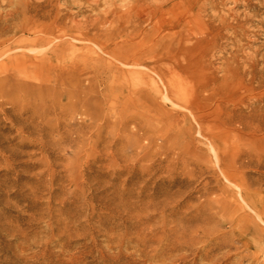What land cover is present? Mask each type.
Wrapping results in <instances>:
<instances>
[{
  "label": "rangeland",
  "instance_id": "obj_1",
  "mask_svg": "<svg viewBox=\"0 0 264 264\" xmlns=\"http://www.w3.org/2000/svg\"><path fill=\"white\" fill-rule=\"evenodd\" d=\"M131 1L67 0L70 12L80 21L91 19L93 26L91 41L65 40L95 53L81 59V50H68L42 69L31 59L29 74L49 80L41 88L13 92L19 98L28 92L31 101L0 106L28 109L21 118L28 121L25 128L15 124L16 113L0 115V264H212L207 259L214 250L217 264L264 260V254L254 256L263 244L247 249L240 238L232 244L229 224L218 207L208 206L221 195L213 145L200 137L176 136L173 127L159 122L169 103L129 100L121 73L134 67L100 49L103 43L137 39V30H108L97 23ZM7 2L0 14L10 10ZM48 24L41 19L30 26L40 33ZM8 39L15 37L0 35L1 76L13 71L11 56L38 57L47 51L32 46L27 35L12 47ZM40 100L47 101V110L53 100L57 113L42 126L33 111ZM260 189L264 194V186ZM195 241L200 243L192 246ZM172 246L181 247L179 254Z\"/></svg>",
  "mask_w": 264,
  "mask_h": 264
},
{
  "label": "bare ground",
  "instance_id": "obj_2",
  "mask_svg": "<svg viewBox=\"0 0 264 264\" xmlns=\"http://www.w3.org/2000/svg\"><path fill=\"white\" fill-rule=\"evenodd\" d=\"M66 2L8 0L10 10L0 14V35L13 34L15 40L8 39L10 47L22 36H30L32 46L47 51L38 57L15 54L9 58L14 69L0 75V99L6 101L0 106L31 101L28 92L25 98L13 92L41 88L49 80L29 74L27 63L31 59H37L35 66L42 69L50 59H63L65 51H82L65 38L91 41V19L78 20ZM19 19L22 23L14 24ZM41 19L49 24L37 33L30 25ZM97 23L108 30H137V39L100 45L113 58L124 59L123 65L134 67L121 73L127 98L139 103L156 98L169 103L170 109L163 111L159 122L173 127L176 136L188 141L200 137L213 145L221 195L208 206L218 207L220 218L229 224L232 244L234 238H240L242 245L251 249L257 242L263 247L257 246L262 249L254 256L264 254V228L257 222L264 225V194L260 189L264 186V0H132L107 12ZM94 53L86 48L80 58L91 59ZM12 94L19 99L14 101ZM40 102L33 111L42 126L49 114L57 113L53 100L49 101L52 110L46 109V100ZM0 111L4 118L16 113L15 124L28 126V121L21 119L28 112L26 107L20 106L19 112L12 108ZM24 128L18 129L20 136ZM211 191L205 189L206 193ZM243 234L253 238L246 239ZM179 248L173 247V252L179 254ZM215 252L205 257L212 264L220 262ZM241 262L237 258L228 264Z\"/></svg>",
  "mask_w": 264,
  "mask_h": 264
}]
</instances>
